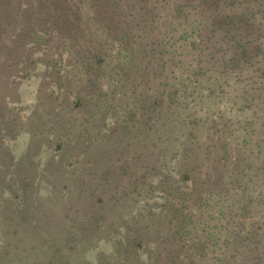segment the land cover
<instances>
[{
    "label": "rangeland",
    "instance_id": "374dc122",
    "mask_svg": "<svg viewBox=\"0 0 264 264\" xmlns=\"http://www.w3.org/2000/svg\"><path fill=\"white\" fill-rule=\"evenodd\" d=\"M212 1H207V8ZM234 1L233 4H228L231 5L230 11H240L243 5L248 23L255 30L254 34L260 35L259 41L264 40V0ZM173 2L174 0H0V75L4 82H11L9 93L5 97L8 106L15 110L20 109L24 115L35 105L38 96L45 98L50 90H54L58 97L56 103H47L38 109L35 127H20L19 130L14 128V137L5 139L8 143L2 141L0 264H54V261H58L55 258L64 264H149V257L142 250L151 243L150 236H164L168 233L166 214L162 206L164 197L161 191L152 190L150 184L157 183L161 176L168 173L175 179L179 171L186 168V147L193 146L196 150L197 142L200 145L206 143L211 134H216L211 127L213 122L220 126L230 119L239 120L240 123L253 120L250 122L252 131L261 127L264 119V99L262 101L260 98V104L259 99L254 98L258 101L257 106H261L256 117L251 115L250 102H245L246 98L252 99L257 93H261L264 98V89H257L258 81L264 79L261 71L258 73L259 77L252 69L243 72V76L249 78V75L256 83H250V78L247 83L229 78L221 79L216 77V72L207 81L195 84L185 79L191 75L186 73L185 68L192 66L194 62L192 54L189 53V43L194 37L193 34L190 35L188 23H184V26L183 23L182 26L173 23ZM50 7L56 8L54 14L58 13L61 18L68 19L76 14L74 17L80 20L90 41L86 37L83 47H78L76 51L84 54L83 51L89 45L100 52L97 57L100 62L98 59L97 65L103 73L94 82L95 86H85L82 84L84 80L81 83L86 77L85 72L80 70V65L74 63V59L71 60L73 55L67 56L64 52L66 41L51 36L48 41L38 44L30 42L25 34L22 35V25L29 22L26 18L35 16L30 15V11L42 10L44 15ZM220 7L225 11L223 6ZM144 10H147V15L153 13L159 18L156 22L146 23L147 28L144 31L148 33H141L138 48L143 49L141 52H149V39L154 35L161 38L171 30L173 37L162 47L164 54L163 57L159 56L157 63L168 59L172 47L176 48L177 54H182L175 58L181 62V67L173 65L172 69L177 79L183 82L177 86L179 97L187 98V103H182L179 107H160L155 131L148 130L143 121H130L125 124L123 119L131 112L138 111L134 105L137 94L133 89L137 92L145 90L153 98L157 94L155 90L151 88L146 91V88L154 86L156 78L145 86L134 87L131 81L124 80L126 75L120 68L117 69L119 71L114 70L115 54L120 48L118 41L123 29L128 26V15L131 12V17L138 18L142 25L145 20L140 19ZM66 11L72 15H65ZM210 11L211 7L207 9V12ZM40 15L38 14L39 17ZM103 16L105 20H102ZM17 27L21 29L18 30ZM153 28L155 32L152 34ZM186 35L189 37L184 40ZM75 38L79 40L78 37ZM8 46H11V50ZM62 53L63 62L69 61L72 68L66 75L67 82L63 84L56 76L59 73H55L57 65L53 66ZM9 56L17 60L10 72L2 67ZM144 57L138 56V67L143 64L151 67L154 59ZM187 57L188 60L184 59ZM51 61L52 64L49 63ZM62 64L61 58V70ZM260 64L263 66L262 61ZM158 67V75L162 77V71L166 67L159 64ZM165 74L170 75L168 72ZM5 88L7 87L1 89L0 95ZM71 90L74 95L69 96ZM75 95L85 102L83 112L78 113L73 106ZM59 99L60 105L57 104ZM55 110L60 112L58 116L53 114ZM74 114H77L76 121L73 119ZM194 119L198 122H194ZM86 129L87 132L94 130L91 137L86 135ZM59 134L64 136V140L68 138L75 147L73 152L79 158L82 157L87 143H91L92 166L99 172L109 164L114 166L113 161L128 158L135 151H140L143 154L142 160L133 163L138 174L145 176V182L134 193L125 188L128 192L126 194L121 192L123 186L115 185L111 189L107 186L100 187L97 194L102 190V195L113 203L109 205L112 207H106L99 212L97 220H91L90 224L82 226L79 216L71 212L65 215L67 210L64 194L69 192L76 196L79 193L87 197L90 195L88 186L92 185V180L82 183L78 179L84 171L82 166L64 165L67 158L60 148H55V138ZM262 147L264 149V143ZM203 150L204 148H198L199 153ZM257 151L258 148L253 144L251 150L246 151L249 162L252 163L246 173L239 170L232 173L235 167L226 171L227 175L232 173L225 178L227 187L233 190L240 186L236 193L230 192L229 198L222 201L218 200L222 197L220 194L212 192L213 196L206 207V213L214 218L212 221L226 224L227 217L222 212H234L241 203H247L248 200H251L249 206L252 213L257 214L253 215L254 220L263 218L264 202L261 198L264 195V172H249L256 163L259 164L260 160H255ZM241 187L244 191H241ZM118 196L121 197L120 200H115ZM258 199L261 201H257ZM22 215L25 216L24 219ZM44 236L52 238L60 246L52 243L48 249L35 248ZM68 237H73L74 240L67 241ZM138 238L145 241L140 243L141 246L136 245ZM225 251L235 254V261H238L236 264H264V233L251 229L230 241ZM134 253L138 257L136 260L133 258Z\"/></svg>",
    "mask_w": 264,
    "mask_h": 264
},
{
    "label": "trees",
    "instance_id": "16d2710c",
    "mask_svg": "<svg viewBox=\"0 0 264 264\" xmlns=\"http://www.w3.org/2000/svg\"><path fill=\"white\" fill-rule=\"evenodd\" d=\"M207 1L174 0L173 2V23L180 26H182V23L183 26L184 23H188L190 35L193 34L194 39L196 38L189 43V53L192 54L194 62L192 66L185 68L186 73L191 74L185 79L195 84L200 81H207L216 72L218 73L216 77L221 79L229 78L234 81L247 83L250 76L248 75L249 78H246L243 76V72H249L250 69H252L254 74H257V77H259L258 73L260 71L264 76V40L259 41L260 35L258 33L254 34L255 30L251 28L246 18L245 7L242 5L240 11H230L231 5L228 4H233L234 0H213L209 5L211 11L207 12L209 8L206 6ZM246 1L249 2V0ZM236 4L240 5L238 2ZM220 5L223 6L225 11L221 9ZM1 6L2 3H0V8ZM49 9L44 15H42V10L41 12L39 10L30 11V15L35 16L26 18V21L29 22L22 25V29L19 27L22 30V35L25 34L30 42L38 44L44 43L45 40L48 41L51 36H56L66 41L64 52L67 56L73 55L71 60L73 61L74 59V63L80 65V70L85 72L86 77L81 80V83L84 80L82 84L85 86H95L94 82H97L98 76L103 73L97 65L98 59L100 62V58H97L100 56V52L98 53L89 45L87 50H82L84 54L80 53L79 50L76 51L78 47H83L82 44L88 37L82 29L80 20L76 16L74 17L76 14L72 15L71 12L66 11L65 15L69 14L67 16L72 15L73 17L64 19L58 13L54 14L57 11L56 8L50 7ZM232 12L235 14L233 15ZM146 13L147 10L142 13L140 20H145L142 25L139 24L138 18L135 16L131 17V12L129 13L128 26L123 29L118 41L120 48L115 54L114 70L120 68L123 74L126 75L124 80L131 81L134 87L145 86L156 78L154 86L151 85L146 88V91L151 88L155 90L157 94L153 98L145 90L137 92L136 89H133L137 94L134 105H136L138 111L131 112L128 117L123 119L125 124L130 121H143V125L148 130L155 131L160 107H179L182 103H187V98L179 97V88L177 86L183 82L179 78L177 79V75L172 69L173 65L181 67V62L175 60V58L181 57L182 54H177L176 48L172 47L173 49L169 51L168 59L157 63L159 56L163 57L164 54L162 47L166 46L173 37L171 30H168V33H165L161 38L156 35L151 37L149 39L151 41L149 52H141L143 49L138 48V39L147 28L146 23L148 21L156 22L159 18L155 17L156 14L147 15ZM38 14H41L40 17ZM105 19L103 16L102 20ZM14 23L17 22L15 21ZM152 30L153 34L155 29L153 28ZM61 31H64V34H61ZM144 33L147 34L148 32L144 31ZM75 37H78L79 40ZM188 37L189 35H186L183 39L186 40ZM87 40L90 41L89 37ZM7 48L11 50V46ZM181 52L184 54L183 51ZM138 56H149L154 59L153 65L149 68L146 64L138 67ZM61 58L63 63L62 70L65 71L63 73L60 68ZM184 59L188 60V57ZM260 60L263 62V66L260 64ZM16 62L17 60L14 57L9 56L3 62L2 67H5L10 72ZM52 62L49 63L52 64ZM203 63L205 64L203 65ZM206 63L208 66H206ZM154 64L156 65L154 66ZM158 64L163 68L166 67L162 71L164 77L158 75ZM56 65L58 69L55 73H59L56 76L62 80L61 84H63V82H67L66 75L71 71V65L69 61L63 62V53L53 66ZM167 72L170 75H166L165 73ZM151 74H154L153 78H150ZM3 79V76L0 75V92L3 87H7L4 93L0 95L2 96L0 102V149L3 148L2 141L6 142L5 139L14 137V128L19 130L20 127H35L38 109L44 107L47 103H56L58 99L55 91L50 90L45 98L38 96L31 110L27 114L22 115L20 109L15 110L8 106L5 97L9 93L11 82L8 80L4 82ZM191 79H193V82ZM249 80L250 83H256L254 78ZM263 87L264 79L258 81L257 89L262 88L260 91H263ZM68 95H74V92L71 90ZM254 98H258L260 104L261 99L262 101L264 99L261 93H257L252 99H245V102H250L252 105V108H250L252 117H256L257 112L261 110V106H257L258 101H255ZM57 104H61L60 99ZM73 106L80 113L83 112L85 102L82 101V98L80 99L76 96L73 99ZM7 113L11 115H6ZM59 113L58 110H55L53 114L58 116ZM73 119L74 121L77 120V114H74ZM193 121L198 122L196 119ZM248 121L253 122V120ZM250 122L246 123L244 121L240 123L239 120L230 119L224 121L220 126L218 123L213 122L211 127H213L212 130L216 134H211L209 141L206 143L200 145L197 142L196 150H194L193 146L186 147V168L179 171L175 179H172V174L168 173L161 176L157 183L150 184L152 190L161 191V195L164 197L162 206L166 214L168 233L164 236H150L151 243L142 250V253L149 257V264H236L238 261H235V254L225 251L230 241L237 236L248 233L251 229L264 233V215H262V219L254 220L253 215L257 214L252 213L253 210L249 206L251 200H248L249 202L247 203H241L234 212H222L223 216L227 217L226 224H218L217 221H212L214 218L206 213L209 199L213 196L212 192L220 194L222 197L218 198V200L223 201L229 198L230 192L236 193V190L240 189L239 185L233 190L228 188L225 178H228L234 171L237 172L239 170L241 173H246V170L250 168L252 163L249 162V156L246 151L251 150L252 144L258 148L255 160L260 161L249 172L253 174L264 172V149L262 147L264 143V119H262L261 127L255 131L251 130ZM85 132L88 137H91L94 130L91 129L90 133L86 129ZM158 138L164 141L161 136H158ZM55 143V148H60L65 158H67L64 165L66 167L74 164L82 166L84 171L81 172L78 179L82 183L92 180V185L88 186L91 196L87 195L86 197L84 194L79 193L74 196L73 194L70 195L69 192L64 194L67 210L65 215L67 216V213L71 212L79 216L82 226L90 224L91 220H97L99 212L113 204L102 195L104 194L102 190L97 194L100 187L105 188L107 186L111 189L115 185L123 186L121 192L126 194L139 191L140 186L145 182V176L138 174L133 163V161L139 162L142 160L143 154L140 151H135L128 158H119L117 162L113 161L112 164L114 166L109 164L99 172L92 166L93 159L91 154L93 145L91 143H87L85 146L83 158H79L78 154L73 152L75 147L68 141V138L64 140V136L62 137L61 134L56 136ZM198 148L199 150L204 148L203 152L199 153ZM103 166L105 167V165ZM234 167L235 170L227 175L226 171ZM125 188H128L129 191H125ZM241 191H244L242 187ZM92 196H95V198ZM120 198L118 196L115 200H120ZM261 199L264 202V195ZM261 199L257 201H261ZM111 207L109 206V208ZM24 218L25 216L22 215V219ZM66 240L71 241L74 238L68 237ZM141 242L145 241L142 238H138L136 245H140ZM52 243L55 246H60L52 238L44 236L38 241L35 248H47ZM135 255L136 253L133 256L134 260L138 258ZM55 259L58 261H54L56 262L54 264H64L58 258Z\"/></svg>",
    "mask_w": 264,
    "mask_h": 264
}]
</instances>
